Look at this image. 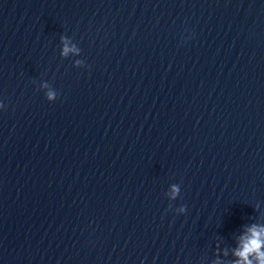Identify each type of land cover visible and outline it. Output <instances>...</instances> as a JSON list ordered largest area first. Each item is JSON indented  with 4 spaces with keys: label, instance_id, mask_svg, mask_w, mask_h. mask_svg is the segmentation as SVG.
Instances as JSON below:
<instances>
[{
    "label": "clouds",
    "instance_id": "1",
    "mask_svg": "<svg viewBox=\"0 0 264 264\" xmlns=\"http://www.w3.org/2000/svg\"><path fill=\"white\" fill-rule=\"evenodd\" d=\"M68 51L69 49L65 47L63 54L66 55ZM47 98L53 100L55 94L48 93ZM173 189L178 191L176 186H173ZM234 255L238 257L234 264H264V226H250L247 234L241 237Z\"/></svg>",
    "mask_w": 264,
    "mask_h": 264
}]
</instances>
